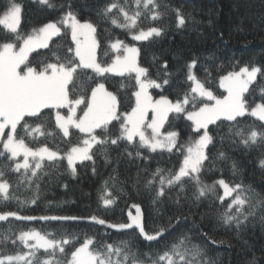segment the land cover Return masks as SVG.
<instances>
[{"label": "snow or ice", "instance_id": "obj_1", "mask_svg": "<svg viewBox=\"0 0 264 264\" xmlns=\"http://www.w3.org/2000/svg\"><path fill=\"white\" fill-rule=\"evenodd\" d=\"M39 3L49 8L56 7L50 0H39ZM127 0H109V3L98 13L103 18L110 19L117 27L138 31L132 34L135 41H146L150 37H160L165 34L164 27H149L147 30L138 27V20L142 17H150L151 20H160L164 12L159 0H134L135 9L129 12L125 6ZM64 7V5H60ZM58 21L48 22L39 28H34L30 34L20 31L22 19V5L17 0H4L0 4V143L2 151L0 158L11 161L14 166L11 171L20 172L24 170L21 180L29 184L33 178L39 179L38 170L42 169V161L47 158L53 161L59 158L58 151H52L47 146L33 149L25 142V137L33 132L40 135L54 136L55 132L47 131V126L54 121V128L63 133V137L70 136V129L78 130L84 134L81 141L70 148L66 153L68 166L72 174H76L75 163L77 161L93 160L94 146H99L98 151L105 155L111 146L120 147L124 144V151L129 157L135 155L142 157L140 149L146 148L149 152L158 149L172 153L173 149L183 157L178 169H163L157 167L151 171L144 180V187L154 192L152 203H162V198L168 191L178 189L175 193L173 203L176 205V224L178 226L183 216L184 204L191 201H200L208 198L216 192L218 185L223 189V195L216 197L223 212L220 214L222 224L227 228H235L237 232L242 230L250 217H255L257 212L264 213V197L255 192L251 186L243 182L228 183L224 179L215 181L212 185L202 180L205 171V161L209 160L206 149L213 143V136L208 126L220 121L233 122L227 125L229 139L236 143L233 137L245 148L264 147V124L260 127L240 126L238 117L246 114L256 117L264 122V88L261 89V100L257 102L250 91V86L257 80L258 74L264 77V70L258 66H245L239 71H229L219 76L218 85L223 89V94L216 95L206 87L209 81H201L192 72L197 60L192 59L186 64V80L192 84L183 94H177L175 101L168 96L160 95L155 99L149 89H162L164 85L171 87L174 73L168 71L165 61L162 68H157V79L150 75L148 67H141L137 57L139 49L129 47L123 41L117 39L111 43V49L118 54L110 64L102 65L97 60V50L100 42L97 39V26L91 21L81 22L71 4ZM163 7H167L164 5ZM115 10V12H114ZM177 27L186 25V17L176 9ZM123 17L120 23L118 17ZM62 30L70 31L71 41L75 47L50 48L49 41L53 37H60ZM55 43V42H53ZM38 48L49 50L45 59L38 61L33 66L30 55ZM63 53V54H61ZM154 61L156 57L153 58ZM91 69L97 76L112 73L117 76L128 74L134 78L138 90L133 93L135 106L131 111H120V100L118 94L109 91L104 82H98L89 76L84 70ZM207 72V69H205ZM211 73H208L210 76ZM120 87H124L123 84ZM247 94V95H246ZM251 97V99H250ZM83 106V107H81ZM67 109V112H63ZM79 111V114H78ZM185 114L186 119L191 121L195 138L181 144L180 133L169 130L161 133L165 124L171 126L170 114ZM151 114V115H149ZM31 121V123L29 122ZM221 125L218 124L217 127ZM115 129V131H113ZM7 130V131H6ZM149 130H151L149 132ZM138 142L136 141V138ZM223 140L224 137H221ZM131 147L133 151H128ZM23 156V162L17 160ZM221 158L224 153L219 154ZM32 158L34 164H30ZM264 169V159L259 161ZM5 164L0 167V194L5 200L9 199V182L3 179L5 176ZM233 173L237 171L235 162L232 164ZM95 171V169H93ZM210 170V169H209ZM147 171V169H145ZM30 173V175H29ZM115 183L116 177H110ZM139 183V179L137 181ZM108 181H105L107 185ZM192 184L195 191L191 197L186 194V184ZM39 184L37 183V190ZM172 200V196L168 197ZM105 206L112 205L115 198L108 193L101 197ZM228 201L225 203V201ZM35 203V199L32 200ZM131 218L130 224H109V227L117 229H130L135 225L140 235L146 241H157L162 238L170 228L160 227L154 234L145 231L139 216ZM10 216L16 219L32 220L31 216H20L17 212H5L0 214V221H6ZM264 222V215H261ZM43 220H77L72 216H44ZM89 219L104 225L106 221L97 216ZM171 221V218H170ZM51 234L42 235L39 231H21L18 239L28 249L26 252L16 255H5L0 257V264H207L206 253L201 244L195 243L193 238L186 233H181L162 254H157L153 259L149 253H144L147 260L140 257L139 249L133 241L121 240L114 243L94 241L85 237L78 247L70 252V258L66 252L65 245L73 244L72 239L49 238ZM207 238V233H203ZM5 240L8 237H4ZM35 241V243H29ZM212 243L216 241L211 240ZM15 243V240L12 241ZM44 250L46 257L40 260L37 253ZM59 254V255H58ZM248 264H259V258L252 254Z\"/></svg>", "mask_w": 264, "mask_h": 264}, {"label": "trees", "instance_id": "obj_2", "mask_svg": "<svg viewBox=\"0 0 264 264\" xmlns=\"http://www.w3.org/2000/svg\"><path fill=\"white\" fill-rule=\"evenodd\" d=\"M3 2L4 0H0V4ZM17 2L22 5L20 31L24 34H30L34 28H39L50 21H58L68 10L67 5L70 3L81 22L91 21L97 26V39L100 42L97 60L102 65L110 64L118 54L110 47L117 39L140 50L139 65L148 67L151 77L157 79V82H160L157 68H162L166 61L168 71L174 73L171 87L164 85L162 89L151 88V95L155 99L165 95L175 101L178 93L182 95L190 88L192 82L186 80V64L192 59L197 60L192 71L201 81L207 79L209 82L206 83V87L216 95L223 93V89L218 85L220 75L229 71H239L245 66H258L264 70V0H159L162 5L161 11L164 12L163 17L153 21L150 17L142 16L137 23L138 27L144 30L159 26L164 27L166 32L160 37L153 36L146 41L132 39V34L138 31V28L132 30L120 28L113 25L110 19L98 15L109 0H50L56 5L54 8L39 3V0ZM164 5L167 7H163ZM125 6L131 14L135 9L134 0H127ZM176 9L186 17L184 27L176 26ZM118 20L120 23L124 22L122 16H119ZM69 46L75 47L71 41L70 31L65 33L62 30L60 37H53L52 41H49L50 48L62 47L66 51ZM48 54L49 50L44 48L33 52L30 55L33 66L45 59ZM84 71L98 82H104L109 91L118 94L122 113L131 111L135 106L133 93L138 90V86L132 78L134 73L132 77L128 74L121 77L111 73L97 76L91 69ZM208 73L211 75L208 76ZM121 84L124 87H120ZM262 88L264 77L258 74L256 82L250 86V91L257 102L261 100ZM62 111L66 113L67 109ZM169 118L171 126L165 124L163 133L169 130L178 131L181 144L186 143L189 138H195L190 127L191 121L186 119L185 114L177 116L171 113ZM237 120L245 129L248 126L260 127L264 124L247 114L238 117ZM232 123L223 121L221 124L217 121L216 124L208 126L213 143L206 149L209 160L205 161L202 180L209 185L219 179H224L230 184L243 182L264 197V169L259 165V161L264 159V147L245 148L235 137L232 139H235L236 143H233L228 138L227 129V125ZM218 124L221 126L217 127ZM47 131L55 132V135L47 136L33 132L25 137V142L33 149L47 146L52 151H58L62 157L53 161L45 158L42 161V169L37 172L39 179L33 178L31 184L21 180L23 169L20 172L11 171L13 163L0 158V167L8 165L4 167L3 179H7L10 185L9 199L5 200L3 194H0V214L17 212L20 216L36 218L23 220L10 216L6 221H0V256L28 251L18 239L21 231L36 230L41 234H51L50 239L75 237L73 244L65 245L69 258L70 252L74 247H78L85 237L102 243L129 240L134 242L135 247L139 249L140 257L145 260L147 258L144 257V253H149L155 259L157 254H162L181 233H186L195 243L204 247L207 264H248L253 253L259 258V264H264V222L260 218L264 213L258 211L255 217H250L239 232L234 227H225L220 220V214L224 209L216 199L218 195H223V189L218 185L216 192L208 198H201L200 201L190 200L187 203L182 200L183 216L186 219L182 218L178 226L170 227V224H176V205L173 200L178 189L168 191L162 198V203L154 205L152 203L154 192L150 193L144 187V180L157 167L178 169L183 157L176 149L168 153L159 149L156 152H149L148 149L141 148V156L147 157L144 159L136 158L135 155L129 157L124 151L125 145L121 144L119 148L111 146L105 159V155L98 151L99 146H94L92 151L96 153L93 157L95 163L77 161L76 174L73 175L65 156L71 147L81 141L84 134L70 129V136L63 137V133L54 128V121L47 126ZM136 141L138 142V139ZM2 150L1 144L0 151ZM128 151L133 149L129 147ZM220 153H224L223 158L220 157ZM17 160L21 162L22 157ZM29 162L34 164L32 159ZM233 162L237 165L235 174L232 169ZM110 177H116L115 183ZM105 181H108L107 185ZM193 191L194 186L186 184V194L189 197ZM108 193L115 198V202L105 206L101 197ZM169 196L173 199L170 200ZM33 199L35 203H32ZM227 202L226 200L225 203ZM134 205L141 208L142 224L146 232L154 234L160 227L170 230L157 241L149 242L140 235L135 225L130 229L108 226L130 224V210ZM44 216H75L78 219H40ZM91 216L104 219L106 223L98 224L89 219ZM203 233H207L210 239ZM4 237L8 239L5 240ZM13 240L15 243H12ZM211 240L216 243H212ZM37 257L40 260L46 257L43 249L39 250Z\"/></svg>", "mask_w": 264, "mask_h": 264}, {"label": "rangeland", "instance_id": "obj_3", "mask_svg": "<svg viewBox=\"0 0 264 264\" xmlns=\"http://www.w3.org/2000/svg\"><path fill=\"white\" fill-rule=\"evenodd\" d=\"M22 20V19H21ZM129 47H136V46H129ZM137 48V47H136ZM39 49V48H38ZM37 50V49H36ZM137 60H138V57H137ZM138 63H139V61H138ZM193 70V69H192ZM193 72V71H192ZM194 73V72H193ZM112 74V73H111ZM149 93L151 94V92H150V89H149ZM78 114H79V111H78ZM149 115H151V114H149ZM256 118V117H255ZM163 128L161 129V133L163 134ZM7 131V130H6ZM151 130H149V132H150ZM136 139H139L138 137L136 138ZM2 143H0V145H1ZM22 157V161L21 162H23V156L21 155L20 157H18L17 159H19V158H21ZM59 157H62L61 155H59ZM66 157V156H65ZM30 159H32V158H29V160ZM67 160V159H66ZM78 162H80V161H78ZM76 164V163H75ZM135 206H139V205H134L133 206V208L130 210V223H132V219L131 218H134V217H137V215H138V213H137V207H135ZM139 209L141 210V208H140V206H139ZM139 216H140V218H141V222H142V211H139ZM42 235H44V234H42ZM29 243L31 244V243H35V241H29ZM0 257H2V256H0Z\"/></svg>", "mask_w": 264, "mask_h": 264}]
</instances>
